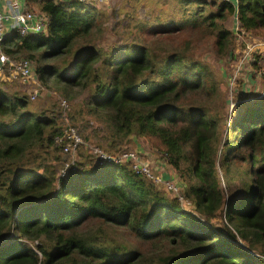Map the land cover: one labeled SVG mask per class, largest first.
<instances>
[{
    "label": "trees",
    "instance_id": "1",
    "mask_svg": "<svg viewBox=\"0 0 264 264\" xmlns=\"http://www.w3.org/2000/svg\"><path fill=\"white\" fill-rule=\"evenodd\" d=\"M30 1L47 15V32H11L3 51L34 61L38 81L54 82L63 94L75 86L88 88L91 112L105 117L114 137L134 133L151 139L184 180L183 196L204 218L126 163L82 164L58 177L56 187L54 177L39 173L38 166L23 168L28 151L57 148L60 127L52 118L34 117L24 97L11 98L0 89V264H264L251 252L264 244V96L235 99L230 121L235 134L225 138L219 154L225 106L216 107L219 86L206 64L187 50L159 43L125 54L119 46L102 49L96 41L105 26L94 5ZM178 2L183 8L196 5L190 10L192 26L209 28L221 53L236 37L222 25L234 14L238 33L264 34V0ZM208 4L214 10L205 14ZM217 165L233 193L223 227L209 221L223 204ZM93 218L124 227L140 240H163L169 249L143 258L140 250L117 245L102 230L82 227ZM25 239L44 240L37 244L41 257Z\"/></svg>",
    "mask_w": 264,
    "mask_h": 264
},
{
    "label": "rangeland",
    "instance_id": "2",
    "mask_svg": "<svg viewBox=\"0 0 264 264\" xmlns=\"http://www.w3.org/2000/svg\"><path fill=\"white\" fill-rule=\"evenodd\" d=\"M93 2L97 4L96 1ZM98 6L102 10L96 15L103 20L105 26L103 36L96 41L98 47L107 49L119 46L118 52L125 54V49L159 43L160 46H167L169 50H187L192 58L209 67L219 86L214 99L216 107L219 108L222 103L225 106L218 131V153H222L225 138L235 134L233 129H230L235 99L245 97L246 94L257 98L264 96V34L238 33L234 30L238 22L234 17H230L229 20L223 21L222 25L234 32L236 37L228 50L221 53L209 28L192 26L190 10L196 7L195 4L183 8L178 0H104ZM203 7L205 14L214 10V6L209 4ZM8 56L13 61L26 59L22 56ZM28 60L35 71L34 61ZM62 61L63 59L51 60L48 64H58ZM67 61L69 63L70 58H66ZM12 70L13 68L5 67L0 72V89L11 98L24 97L27 101L25 108L27 111L34 117L54 119L61 132L57 134L55 140L57 148H34L28 151L27 156L22 159L23 168L38 166L39 173L54 177L52 185L56 187L58 177H62L69 169L78 168L82 164L87 168L90 167V163L98 164L100 153L114 156L130 153L136 160L145 163L154 177L159 178L153 181L145 177L156 189L167 193L169 197H177L182 208L204 218L197 212L192 200L183 196L185 182L167 162L163 151L154 145L151 139L139 137L134 133L124 139L114 137L105 117L91 112L88 88L75 86L69 89L66 95L50 80L47 84H42L36 75V83L23 81L20 76H14L17 72ZM33 93H36V96L32 100ZM63 99L67 102L66 107L61 104ZM69 126L73 133L81 138V142L75 146L74 151L64 152L63 145L73 144L65 136L64 129ZM220 168L221 166L217 165L224 190L223 204L221 210L210 217L209 221L223 227L225 207L230 194L233 193L232 189L228 190ZM82 227L95 232L102 230L117 245L124 244L131 249L140 250L143 258L147 256L155 258L169 249L168 243L163 240H140L124 227L103 224L95 218L87 220ZM236 240L239 246L249 251L250 247L247 244L239 238ZM43 241L23 240L38 253L39 257L41 253L37 244ZM254 247L255 250L251 252L255 259L264 263V244L260 243ZM38 264L44 263L40 261Z\"/></svg>",
    "mask_w": 264,
    "mask_h": 264
},
{
    "label": "built area",
    "instance_id": "3",
    "mask_svg": "<svg viewBox=\"0 0 264 264\" xmlns=\"http://www.w3.org/2000/svg\"><path fill=\"white\" fill-rule=\"evenodd\" d=\"M213 1V0H205ZM232 3L236 5L237 0H220ZM48 27L47 15L37 9H29L28 7H23L15 12L6 11L0 8V72L7 67L13 68V72H17L14 76H20L21 80L36 83V74L33 70L32 63L28 59H21L19 61H13L9 56L3 51L2 43L4 37L11 32H17L20 35H30L38 33H46ZM238 31V27L236 28ZM36 93L31 95V99H35ZM61 104L66 107L67 102L63 99ZM65 130V136L72 141L73 144L68 143L62 146L64 152H72L75 150V146L81 142V138L73 133L72 128L69 126ZM72 132V134L70 133ZM99 160H112L116 163H126L132 171L146 177L153 181L158 180V177H154L150 172L149 167L136 160L130 153H124L122 155H110L106 153H100Z\"/></svg>",
    "mask_w": 264,
    "mask_h": 264
},
{
    "label": "crops",
    "instance_id": "4",
    "mask_svg": "<svg viewBox=\"0 0 264 264\" xmlns=\"http://www.w3.org/2000/svg\"><path fill=\"white\" fill-rule=\"evenodd\" d=\"M82 1H85L87 3H90L91 5H94V7L97 9V11H101L102 9L99 8L98 4L99 3H103L104 0H82ZM93 1H96L97 4L95 5ZM102 5V4H101ZM23 7H30V8H33V9H37V10H40L38 8V6L36 4H34L33 2H31L30 0H0V8L1 9H4L6 11H10V12H15ZM230 17H234V20H237L236 18V15H232ZM229 17V18H230ZM228 18V20H229ZM238 22V20H237ZM238 27V23L236 25V27L234 28V30H236V28ZM163 174H164V171H163Z\"/></svg>",
    "mask_w": 264,
    "mask_h": 264
}]
</instances>
